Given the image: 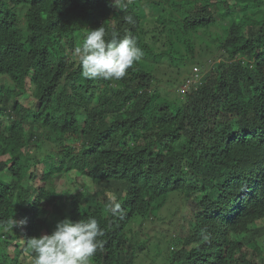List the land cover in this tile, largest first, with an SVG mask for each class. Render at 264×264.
I'll return each instance as SVG.
<instances>
[{
	"label": "trees",
	"instance_id": "1",
	"mask_svg": "<svg viewBox=\"0 0 264 264\" xmlns=\"http://www.w3.org/2000/svg\"><path fill=\"white\" fill-rule=\"evenodd\" d=\"M113 5L0 0V264H34L28 239L89 218L105 233L92 264H133L151 247L153 264H189L188 237L164 252L145 227L181 195L198 218L194 249L209 256L200 264H264L247 228L261 211L228 219L224 201L264 171V0ZM101 27L106 42L130 36L143 53L120 81L83 78L73 55ZM199 55L216 68L183 93Z\"/></svg>",
	"mask_w": 264,
	"mask_h": 264
},
{
	"label": "clouds",
	"instance_id": "2",
	"mask_svg": "<svg viewBox=\"0 0 264 264\" xmlns=\"http://www.w3.org/2000/svg\"><path fill=\"white\" fill-rule=\"evenodd\" d=\"M129 4L134 3V0H127ZM119 0H114V7H117ZM118 8V7H117ZM26 13V12H24ZM23 14V13H22ZM21 14V15H22ZM20 16V15H19ZM25 17V15H23ZM126 22L133 23L131 17H125ZM105 30L101 27L98 30H93L87 35L82 46L76 47L73 55L78 59L82 67V76L85 79H103L105 81H120L125 78L127 71L133 67V65L142 59L143 53L137 47V42L135 38L130 36H125L124 39L118 40L115 34L112 36L110 42L105 41ZM199 68L196 67L193 71L192 77L187 82L190 83L193 80V84H198L202 79L194 78L193 76H198ZM192 84V85H193ZM189 85L186 86V92ZM110 175H106L108 178ZM66 182V181H65ZM222 193L227 192V188L220 187ZM264 189V171L259 173V175L249 177L246 182V187H244V192L239 194L235 198H226L224 201L229 204L226 218L238 217L247 208L250 210L258 209L261 214L256 211L257 219L247 223V228L249 232L255 236L256 241H260L264 245V204L260 200V208L256 206L257 198L259 196V191ZM264 194V192L262 193ZM175 196H171L166 202V206L169 201ZM183 201L185 197L183 195L178 196ZM116 197H112L108 205V211L112 216L123 217L124 212L121 205L116 202ZM262 199V198H261ZM188 205V204H186ZM185 206V212L187 215L179 219L175 229L166 227L158 221V215L163 209L156 211V216L153 217L155 221L150 223L152 230H161L169 236V242L171 240H176L185 238L183 235L188 237V250L190 251L189 264H200L204 263L209 256L204 251H196L194 248L197 243L194 241V237L191 233L195 235V229L197 226V217H194ZM184 212V213H185ZM248 221V220H247ZM246 221V222H247ZM9 224L15 227H23L24 222H18L16 220H10ZM147 225V223H146ZM178 230L181 231V235H178ZM105 233L100 230L98 222L94 218H89L86 221L81 220L73 224L69 220H64L56 225V230L50 236H43L39 239L31 238L26 241L27 248L36 254L34 264H90V261L95 257L97 252L104 251V241L103 237ZM169 246V243H168ZM167 246V247H168ZM206 247H209L207 244ZM152 249H154L152 247ZM174 250V247L171 248ZM151 249H144L142 255L145 257L149 256ZM169 251V250H168ZM192 252H195L192 253ZM123 264L130 263V260H121ZM137 261V260H136ZM134 261L133 264L137 262ZM92 264V263H91Z\"/></svg>",
	"mask_w": 264,
	"mask_h": 264
},
{
	"label": "rangeland",
	"instance_id": "3",
	"mask_svg": "<svg viewBox=\"0 0 264 264\" xmlns=\"http://www.w3.org/2000/svg\"><path fill=\"white\" fill-rule=\"evenodd\" d=\"M212 32H216V29L212 30ZM208 41H210V39L207 38ZM201 45L200 42L197 43V47L196 50L197 52H200L201 50ZM203 58V59H201ZM208 57L207 56H201L199 55L196 59V61H194V63L190 62L188 63V66H186L183 70H182V74H181V81L179 82V85H181L182 87L184 86V88L181 90V92H183V90L186 88V86L189 85V87L193 84V80H191L190 83H188L187 81L190 80L189 77H191L193 71H195V68L198 67L199 68V75L198 76H193L194 78L196 77L197 79H203L204 77V73L206 72H210L211 70L215 69L216 66L214 65V61L212 63H209V61H207ZM217 61L222 62L223 60L221 59H217ZM165 86H167V84H163L161 86V90L165 89ZM173 92V89L169 90ZM164 93V92H163ZM184 93V92H183ZM31 98V96H28V99ZM29 103L31 104V102L29 101ZM32 105V104H31ZM36 104H34L33 107H35ZM61 183H65V180H62ZM182 208H185L184 206V201L183 199H181L178 196L173 197L168 205L159 213L158 215V221L159 223H161L162 225L166 226V227H170L172 229L176 228L177 223L179 222V219L183 216V214L187 215V211L185 212V210ZM185 212V213H184ZM146 229L149 231H151V224L147 223V225L145 226ZM178 235H181V231L178 230ZM152 236H153V243H160V248L164 251L167 252V246L169 243V236L161 231V230H154L152 232ZM154 251L155 249H152L151 247V251L149 253L148 257H145V254L141 255L139 257V259L136 261V264H153L152 261V257L154 256ZM25 261V259H24ZM164 262L162 261L161 258L156 259V264H163ZM32 264V263H29ZM91 264V261H90Z\"/></svg>",
	"mask_w": 264,
	"mask_h": 264
}]
</instances>
